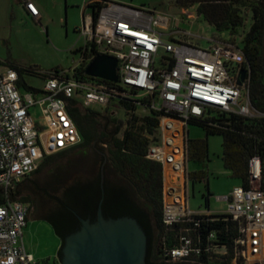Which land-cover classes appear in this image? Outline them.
I'll return each instance as SVG.
<instances>
[{
	"label": "built area",
	"instance_id": "2783aa9c",
	"mask_svg": "<svg viewBox=\"0 0 264 264\" xmlns=\"http://www.w3.org/2000/svg\"><path fill=\"white\" fill-rule=\"evenodd\" d=\"M101 6L97 19L85 18L80 31L88 65L99 55L118 60L117 82L99 78H75L72 70L53 73L41 91L22 92L19 71L0 63V189L9 193L39 170L46 156L69 151L82 141L72 115L75 107L117 109L127 112L122 102H132L138 114L160 116L159 141L152 144L148 158L182 180V188L165 194L163 220L167 226L183 223L201 227L203 222L228 220L238 225L233 249L209 232L205 240L188 235L168 251L172 263H195L204 254L231 258V264H264V187L260 158L250 164L252 187H235L219 200L226 210L194 212L189 205V131L191 122L208 121L212 110L243 117L262 116L252 106L248 79L238 80L244 69L249 73L245 54L238 42L211 38L209 47L193 43V35L178 29L179 21L147 7L134 8L109 0ZM26 11L40 17L36 5L26 0ZM194 18L189 9L184 12ZM173 25V26H172ZM96 51L95 54H91ZM71 71V72H70ZM69 73L71 76L67 77ZM34 109L40 110L36 119ZM114 114V113H113ZM255 184H257L255 186ZM165 190V187H164ZM207 217L208 220L197 218ZM29 205L8 200L0 206V264H33L24 245Z\"/></svg>",
	"mask_w": 264,
	"mask_h": 264
},
{
	"label": "trees",
	"instance_id": "16d2710c",
	"mask_svg": "<svg viewBox=\"0 0 264 264\" xmlns=\"http://www.w3.org/2000/svg\"><path fill=\"white\" fill-rule=\"evenodd\" d=\"M180 8H196L197 15L204 18L218 33H228L229 40L238 42L241 46L249 68L248 90L252 106L262 116L243 117L225 114L220 110H212L213 118L208 121L191 122L204 129L206 136H220L223 140V163L231 177L238 180L245 189L252 187L250 179V164L253 158H260L263 166L264 187V0H175ZM94 18L97 19L101 6H88ZM243 9L252 14V22L246 31V18ZM243 33V34H242ZM242 34V35H241ZM239 37V38H238ZM242 37V38H240ZM82 62L75 69V78L90 79L86 75L87 54L80 49ZM93 51L91 54H95ZM19 71L20 86L26 87L23 74L29 73L47 80L51 73H41L38 70L24 69L11 66ZM71 72V71H70ZM67 77L71 75L66 74ZM28 88V87H27ZM29 90H33L28 88ZM126 120L123 122L112 114L109 109H84L80 106L73 108L72 115L81 134L82 141L75 148L46 156L33 175L39 174L43 167L55 158L65 157L73 150H100L94 155L82 157L75 163L72 170L80 168L88 174L97 173L94 178L77 180L69 194L61 204H68L72 211L68 213L70 220L78 222L80 218L97 220L98 210L103 199V213L106 218H121L125 216L137 219L148 237L147 264H174L169 261L167 253L178 246L179 238L188 235L193 239L201 236L206 239L209 232H216L217 239L233 249L238 236V225L230 217L228 220L203 222L201 227L194 228L193 224L183 223L167 226L163 220L164 211V167L161 163L148 158L152 144L159 141L160 116L155 112L140 115L137 106L132 102H122ZM189 162L205 164L209 160L207 139H189ZM32 175V176H33ZM30 177L26 178L29 179ZM25 179V180H26ZM208 179L206 170L190 173V181L194 184ZM63 183V182H62ZM61 182L47 183L52 188ZM18 184L16 186L19 187ZM15 188V189H16ZM203 195L206 209H209L211 193ZM13 189L9 197L0 189V206L8 200H18L30 204L36 200L39 191L33 190L30 197H22ZM33 197V198H32ZM35 198V199H34ZM45 198H42L44 201ZM64 215V214H61ZM59 216L64 219L63 216ZM55 228L56 233L65 240L64 224L60 225L53 216L46 218ZM208 220L207 217L197 218ZM81 223V222H80ZM231 258L209 256L204 254L193 264H231ZM190 264V263H189Z\"/></svg>",
	"mask_w": 264,
	"mask_h": 264
},
{
	"label": "rangeland",
	"instance_id": "374dc122",
	"mask_svg": "<svg viewBox=\"0 0 264 264\" xmlns=\"http://www.w3.org/2000/svg\"><path fill=\"white\" fill-rule=\"evenodd\" d=\"M41 12L42 19L34 20L28 17L20 0H0V63L4 66H15L24 69L38 70L41 73H51L56 69L62 71L72 70L81 61L80 49L85 45V38L80 31L83 29L85 18L90 15V10L84 13V8L91 0H33ZM114 2L134 8L147 7L165 13L178 20V29L193 35V43L201 48H208L211 38L229 39L228 33H218L204 18L199 17L196 8L189 9L194 18L184 15L187 10L180 8L175 0H113ZM246 18V31L252 22V14L248 9H243ZM173 26V25H172ZM243 34V33H242ZM241 34V35H242ZM239 38V37H238ZM242 38V37H240ZM26 87L21 85L22 92L30 91L28 88L41 91L45 80L29 73L23 74ZM28 87V88H27ZM95 110H103L95 106ZM36 119L40 117V110L34 109ZM114 113V114H113ZM121 121L126 120L125 112L119 106L109 109ZM189 139H207L209 146V160L205 164L189 162L191 173L206 170L208 179L199 183H190L189 205L194 212L206 210V200L203 195H208L207 181L211 193L209 207L213 213L226 210V203L219 200L228 195L240 182L231 177L225 169L223 155V140L220 136H206L203 128L191 125L188 128ZM100 150H73L65 157L55 158L43 167L39 174L24 180L15 190L20 193L18 198L30 197L33 190L39 191L36 200L40 211L38 214H29L27 227L24 230V245L37 264H57L62 239L55 228L43 214V208L49 207V202L61 196L63 185L90 177L88 172L81 168L77 171L66 169ZM57 169L60 173L69 172L63 184H55L52 188L47 183L55 182ZM72 169V168H71ZM58 174V173H57ZM84 180V179H83ZM66 181V182H65ZM257 184H255L256 186ZM33 198V197H32ZM42 198H45L44 202ZM35 199V198H34ZM46 211V210H45ZM41 216V218H39ZM38 217V218H37ZM43 217V218H42ZM176 264V263H175Z\"/></svg>",
	"mask_w": 264,
	"mask_h": 264
},
{
	"label": "water",
	"instance_id": "95a60500",
	"mask_svg": "<svg viewBox=\"0 0 264 264\" xmlns=\"http://www.w3.org/2000/svg\"><path fill=\"white\" fill-rule=\"evenodd\" d=\"M118 60L99 55L86 68V75L117 82ZM247 77L242 70L239 86ZM103 199L95 222L80 218L81 227L69 235L62 249V264H147L148 237L139 221L125 216L106 218Z\"/></svg>",
	"mask_w": 264,
	"mask_h": 264
},
{
	"label": "flooded vegetation",
	"instance_id": "af4514ba",
	"mask_svg": "<svg viewBox=\"0 0 264 264\" xmlns=\"http://www.w3.org/2000/svg\"><path fill=\"white\" fill-rule=\"evenodd\" d=\"M71 164H73L72 161H71ZM66 169L67 170L69 169L68 170L69 172L71 171V168L70 167H67ZM69 172H66L65 175H64V173H60L59 174V171L57 169V172L54 175V177L56 176V180L55 181H58L59 180L62 183L65 180V178L68 177L71 174V172H70V174H69ZM96 175H97V173L90 174V176L92 178H94V176H96ZM73 185H74V182L69 183L67 181L65 183V185H63V188H62L63 190L60 193L61 196L58 197V198H54V200H52V201H48L49 202V207L46 208V209L43 208V210H42L43 211V214L41 215V216L44 215L45 218H47V216H53L56 219H59L58 220L59 224L60 225H63L64 224V230H63V232L65 233V236H66L65 239L69 235H71V234L75 233L76 231H78L80 229V227H81L80 221L78 223V222H75V221L70 220V218L68 216V213L70 211H72V209L70 208V205H68V204H61L62 201H63V199L65 197H67V195L69 194L70 189H72ZM44 202H46V201L44 200ZM39 211H40V207H39V204H38L37 200H32V202L29 204V214H31V213L32 214H36V213L38 214ZM61 214H64V215H61ZM60 215L63 216L64 219L61 218V217H59ZM41 216L39 218H41ZM88 220L92 221L90 218ZM62 242H63V244H62V247H61V249L59 251L58 258L55 260V262L57 264H62V259H63L62 249H63L65 240L62 239ZM33 259H34V263L33 264H37L36 259L34 257H33ZM49 262H50L49 260L43 261L44 264H48ZM176 264H189V263L178 262Z\"/></svg>",
	"mask_w": 264,
	"mask_h": 264
},
{
	"label": "crops",
	"instance_id": "0c3cea01",
	"mask_svg": "<svg viewBox=\"0 0 264 264\" xmlns=\"http://www.w3.org/2000/svg\"><path fill=\"white\" fill-rule=\"evenodd\" d=\"M24 9H25V6H24V2L26 0H20ZM28 1H31L35 4V2L33 0H28ZM95 1H99V0H91L90 2H88V4L85 6L84 8V13L87 12V10H90V14H92V11L91 9L88 7L90 4H92L93 2ZM109 1H113V0H109ZM114 2V1H113ZM116 3V2H115ZM36 5V4H35ZM37 7V6H36ZM38 8V7H37ZM26 11V9H25ZM28 17H31L32 19L34 20H41L42 19V14L40 12V17L39 18H34L32 16L29 15V13L26 11ZM73 167V164L71 165V168ZM72 170V169H71ZM190 170V169H189ZM190 183L189 182V187H190ZM182 180L179 179L178 175L173 173L171 168L168 167L165 169V173H164V187H165V192H166V195H167V198L170 199V197L174 194V190H180L182 188ZM241 185V184H240ZM239 185V186H240ZM207 186L209 187V182L207 181ZM210 191V190H209ZM231 192V191H230ZM229 192V193H230ZM228 193V194H229ZM227 196V195H226ZM209 210H210V207H209ZM29 220V218H28ZM27 227V226H26Z\"/></svg>",
	"mask_w": 264,
	"mask_h": 264
}]
</instances>
